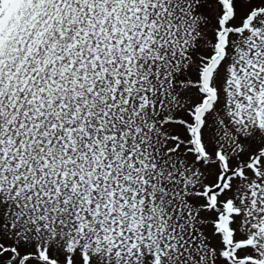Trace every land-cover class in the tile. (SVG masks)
<instances>
[{"label": "snow or ice", "instance_id": "6c2138e0", "mask_svg": "<svg viewBox=\"0 0 264 264\" xmlns=\"http://www.w3.org/2000/svg\"><path fill=\"white\" fill-rule=\"evenodd\" d=\"M0 264H264V0H0Z\"/></svg>", "mask_w": 264, "mask_h": 264}]
</instances>
